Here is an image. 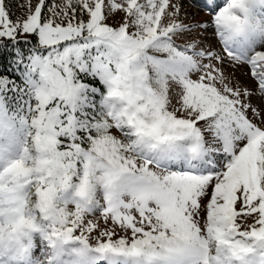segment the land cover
<instances>
[{
  "label": "snow or ice",
  "instance_id": "1",
  "mask_svg": "<svg viewBox=\"0 0 264 264\" xmlns=\"http://www.w3.org/2000/svg\"><path fill=\"white\" fill-rule=\"evenodd\" d=\"M0 264H264V0H0Z\"/></svg>",
  "mask_w": 264,
  "mask_h": 264
},
{
  "label": "rangeland",
  "instance_id": "2",
  "mask_svg": "<svg viewBox=\"0 0 264 264\" xmlns=\"http://www.w3.org/2000/svg\"><path fill=\"white\" fill-rule=\"evenodd\" d=\"M191 11H193V12H200V16L201 17H205L206 15H207V11L206 10H204V11H200V9L199 8H192V9H190Z\"/></svg>",
  "mask_w": 264,
  "mask_h": 264
}]
</instances>
